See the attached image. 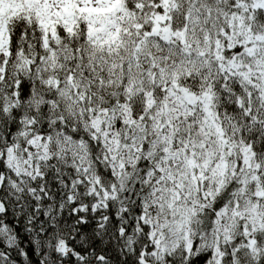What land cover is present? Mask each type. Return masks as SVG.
Wrapping results in <instances>:
<instances>
[{"label":"snow or ice","instance_id":"6c2138e0","mask_svg":"<svg viewBox=\"0 0 264 264\" xmlns=\"http://www.w3.org/2000/svg\"><path fill=\"white\" fill-rule=\"evenodd\" d=\"M0 264H264V0H0Z\"/></svg>","mask_w":264,"mask_h":264}]
</instances>
